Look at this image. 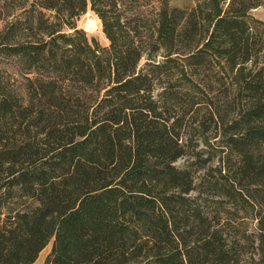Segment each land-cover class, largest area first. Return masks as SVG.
I'll return each mask as SVG.
<instances>
[{"label": "trees", "instance_id": "obj_1", "mask_svg": "<svg viewBox=\"0 0 264 264\" xmlns=\"http://www.w3.org/2000/svg\"><path fill=\"white\" fill-rule=\"evenodd\" d=\"M0 3V55L26 91L0 71V264L49 245L44 264H264V0ZM87 10L107 46L77 26ZM190 121L228 137L238 162L218 179L175 166ZM208 197L250 208L256 241Z\"/></svg>", "mask_w": 264, "mask_h": 264}, {"label": "rangeland", "instance_id": "obj_2", "mask_svg": "<svg viewBox=\"0 0 264 264\" xmlns=\"http://www.w3.org/2000/svg\"><path fill=\"white\" fill-rule=\"evenodd\" d=\"M196 1L197 0H170V5L189 9L194 6ZM2 5L3 4L0 3V6ZM8 12L9 11H5L0 7V30L3 28L5 22L9 21V16L6 15ZM250 15L254 19L264 22V6L253 10ZM77 26L79 29H83L88 36L97 39L101 46L108 45V41L102 33L100 20L90 10H87V13L80 18ZM142 64L143 62L141 65ZM0 71L3 79L6 81L8 89L10 83V86L13 85L20 97L26 100L25 80L20 75L17 66H15V64L9 60V57L4 54L0 55ZM202 77L207 81L209 74L207 73ZM210 78L213 79V76L210 75ZM213 87V101L220 115L227 114L231 116L232 113L234 114L239 108V105L237 102L236 105L229 104V102H231V93L229 89H227L228 85L221 88L217 85ZM182 135H184V140L186 141L185 152L189 157L178 160L175 166L180 169L188 168L192 169V171H197L196 177H198L200 181L218 179V173L220 171L221 175H224L228 168L233 167L236 162H238V158L236 159L226 148L228 137L223 136L221 130H215L212 127L209 132L202 135L197 127V123L194 124L190 121L188 126L182 130ZM205 199V205L209 211L220 213L222 225H224V227L229 223L231 227L234 228V231H244L251 236V240L256 241L258 236L257 223L255 219H253L254 212L250 208L243 211L240 206L228 203L227 200H223L224 202L220 204L217 199L210 197ZM49 252L50 245L39 254L38 259L33 264H44L45 258ZM251 258L258 259V256H251Z\"/></svg>", "mask_w": 264, "mask_h": 264}]
</instances>
